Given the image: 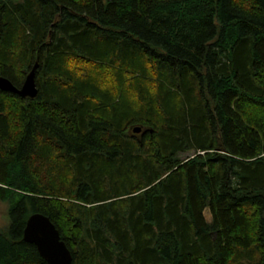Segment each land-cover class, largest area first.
<instances>
[{
	"label": "trees",
	"instance_id": "obj_1",
	"mask_svg": "<svg viewBox=\"0 0 264 264\" xmlns=\"http://www.w3.org/2000/svg\"><path fill=\"white\" fill-rule=\"evenodd\" d=\"M36 63L0 90V264H46L35 213L73 264H264V0H0V77Z\"/></svg>",
	"mask_w": 264,
	"mask_h": 264
},
{
	"label": "water",
	"instance_id": "obj_2",
	"mask_svg": "<svg viewBox=\"0 0 264 264\" xmlns=\"http://www.w3.org/2000/svg\"><path fill=\"white\" fill-rule=\"evenodd\" d=\"M38 67L36 63L21 88H17L9 79L0 77V90L14 93L21 98H37L39 90L36 83V71ZM133 132L140 134L142 128L136 127ZM23 240L36 246L40 257L46 264H73L72 252L61 239L57 227L44 214L35 213L29 217L24 229Z\"/></svg>",
	"mask_w": 264,
	"mask_h": 264
},
{
	"label": "rangeland",
	"instance_id": "obj_3",
	"mask_svg": "<svg viewBox=\"0 0 264 264\" xmlns=\"http://www.w3.org/2000/svg\"><path fill=\"white\" fill-rule=\"evenodd\" d=\"M15 1H21V0H15ZM187 155H183L182 157H186ZM207 215H209V212H206ZM210 219V216H208ZM8 223V206L0 201V229H3L7 226Z\"/></svg>",
	"mask_w": 264,
	"mask_h": 264
},
{
	"label": "bare ground",
	"instance_id": "obj_4",
	"mask_svg": "<svg viewBox=\"0 0 264 264\" xmlns=\"http://www.w3.org/2000/svg\"><path fill=\"white\" fill-rule=\"evenodd\" d=\"M4 189V188H3Z\"/></svg>",
	"mask_w": 264,
	"mask_h": 264
}]
</instances>
